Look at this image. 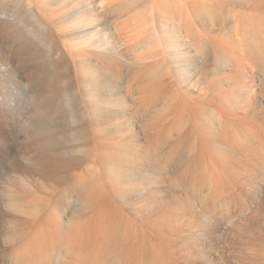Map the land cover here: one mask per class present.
<instances>
[{
  "label": "rangeland",
  "instance_id": "1",
  "mask_svg": "<svg viewBox=\"0 0 264 264\" xmlns=\"http://www.w3.org/2000/svg\"><path fill=\"white\" fill-rule=\"evenodd\" d=\"M0 17V264H264V0Z\"/></svg>",
  "mask_w": 264,
  "mask_h": 264
},
{
  "label": "bare ground",
  "instance_id": "2",
  "mask_svg": "<svg viewBox=\"0 0 264 264\" xmlns=\"http://www.w3.org/2000/svg\"><path fill=\"white\" fill-rule=\"evenodd\" d=\"M6 7H8V6H6ZM10 7H11V6H9L8 8L10 9ZM149 10H150V9H149ZM182 14H183V13H182ZM44 16H45V15H44ZM82 18H83V17H81V16H80V17H77V19H82ZM0 19L2 20L1 17H0ZM84 19H91V16H88L87 18L84 17ZM84 19H83V20H84ZM182 21H183V20L180 19V21H179L180 25H179V26L183 28V26H181V22H182ZM0 22H3V21H0ZM89 22H90L91 24H94V22H93L92 20H89ZM177 22H178V21H177ZM166 24H167V23H166ZM166 24H165V27H166ZM182 24H183V23H182ZM165 27H164V28H165ZM173 28H174V27H173ZM162 29H163V28H162ZM167 29H168V27H167ZM174 29H175V28H174ZM68 30H70V27H68ZM40 31H41V30H40ZM156 31H158V30H156ZM156 31L154 30L155 34H156ZM175 32H176V31H175ZM187 32H188V30H187ZM162 33H163V32H162ZM176 33H177V32H176ZM157 34H158V33H157ZM157 34H156V35H157ZM156 35H155V36H156ZM186 36H187L188 38H190V36H189L188 33H186ZM157 38H158V36H156V39H157ZM158 41H159V40H158ZM85 56H86V55H85ZM78 63H79V62H78ZM106 78H107V77H104L103 79H100V80H98V81L100 82L101 80H103V81H106L107 84H108V80H106ZM107 79H108V78H107ZM40 81H41V80H40ZM41 82H42V81H41ZM88 82H90V80H89ZM93 82H95V84H96V88H95L94 90H95V91L100 90V89H98V88H101L100 86H101L102 83L100 82L101 84L99 85V84H98L99 82L97 83V80H94ZM42 83H43V82H42ZM103 84H104V83H103ZM106 86H107V85H106ZM109 86H110V85H109ZM103 88H104V87H103ZM84 92H85V91H84ZM88 93H89V92H88ZM106 104H107V103H106ZM93 105L98 106V103L94 101ZM99 106H101V105H99ZM107 107H108V106H107ZM104 110H105V109H104ZM65 111H67V110H65ZM73 111H75V110H71V112H69L68 114H70V113L72 114ZM76 111H77V110H76ZM100 112H101V111H100ZM71 114H70V115H71ZM106 114H107V115H105L102 119L99 118L98 116H97V117H98L99 119H95V117L92 118V120H91V124L94 125V127L97 126V125H102V126L110 125V119H111L110 117H111V116H109L110 114H109V111H108V110L106 111ZM66 115H67V114H66ZM72 115H73V114H72ZM97 115H98V114H97ZM102 115H103V112H102ZM73 116H74V115H73ZM73 116H70L71 118H70L69 121L73 120V119H72ZM75 116H76V114H75ZM75 116H74V117H75ZM77 116L79 117V114H78V113H77ZM80 116H81V115H80ZM65 117H66V116L64 115L63 118H65ZM67 117H68V116H67ZM108 117H109V119H108ZM76 119L78 120L79 118H76ZM76 119H75V120H76ZM81 119H82V118H81ZM62 120H63V119H62ZM77 120H76L75 122H77ZM78 121H79V120H78ZM97 121H99L100 123L98 124ZM61 122H62V121H61ZM83 123H84V122H83ZM83 123H81V121H80V125L83 124ZM78 124H79V122H78ZM61 125H62V124H61ZM61 125H60V126H61ZM78 126H79V125H78ZM66 127H67V126H66ZM70 127H72V124H71V126H68V128H70ZM81 127H83V126L81 125ZM81 127H76V128H77L78 130H79V129L82 130ZM108 127H109V126H108ZM61 128H62V126H61ZM64 129H65V128H64ZM70 129H71V128H70ZM77 129H76V130H77ZM74 130H75V127H74ZM74 130L71 129V132L73 131V132L75 133L76 131H74ZM81 130H80V132L83 133L82 131H83L84 129H83L82 131H81ZM108 130H109V129H108ZM43 131H44V130H43ZM62 131H63V129H62ZM68 131H69V129H68ZM94 131H95V129H94ZM94 131H93V132H94ZM106 131H107V127H106V128L104 127V128H102L101 130H100V129H99V130H96L95 133H96V135H97V138L95 137L96 135L94 136V137L96 138L95 140H97V141L100 143V145H103V147L105 148V151H107V149H109V148L106 147V144H107V141H108V135H107L108 133H107ZM64 132H67V128H66V131H64ZM64 132H62V133H64ZM77 132H78V131H77ZM80 132H79V133H80ZM79 133H78V134H79ZM64 134L67 136L66 133H64ZM64 134H63V135H64ZM78 134L76 133V135H78ZM83 134H84V133H83ZM41 135H42V134H41ZM65 135H64V136H65ZM80 135L82 136V134H80ZM78 136H79V135H78ZM92 136H93V135H92ZM74 137H75V136H74ZM76 137H77V136H76ZM54 138H55V137H54ZM63 138H64V137H63ZM66 138H67V137H66ZM67 139H68V138H67ZM65 140H66V139H65ZM65 140L62 141V142H66V141H67V140H66V141H65ZM109 140H110V139H109ZM101 143H102V144H101ZM40 144H42V142H41ZM63 144H69V143L66 142V143H63ZM44 145L47 146L48 144L45 143ZM49 145H50V144H49ZM98 145H99V144H98ZM40 146H41V148H42V147L44 148L43 145H40ZM61 147H64V146H61ZM65 147H68V146L66 145ZM65 147H64V148H65ZM41 148H40V149H41ZM45 148H46V147H45ZM45 148H44V150H47V149H45ZM47 148H48V146H47ZM68 148H69V147H68ZM68 148H67V149H68ZM101 148H102V146H101ZM40 149H39V150H40ZM48 149L50 150V147H49ZM51 149H52V148H51ZM53 149H54V148H53ZM65 149H66V148H65ZM42 150H43V149H41L40 151H42ZM54 152H55V151H54ZM105 153H106V152H105ZM61 155H62V154H61ZM66 155H67V154H66ZM52 156H53V155H52ZM50 157H51V156H50ZM50 157H49V158H50ZM59 157H60V156H59ZM63 157H64V156H63ZM63 157H62V158H63ZM51 158H52V157H51ZM51 158H50V159H51ZM57 158H58V157H57ZM64 158H65V157H64ZM64 158H63V159H64ZM39 161H41V160H39ZM45 161H46V160H45ZM63 161H64V160H63ZM47 162H48V161H47ZM45 163H46V162H45ZM50 163H51V161H50ZM59 163H60V161H59ZM33 164H34V163H33ZM136 172H137V171H136ZM129 176H130V175H129ZM129 178H130V177H129Z\"/></svg>",
  "mask_w": 264,
  "mask_h": 264
}]
</instances>
